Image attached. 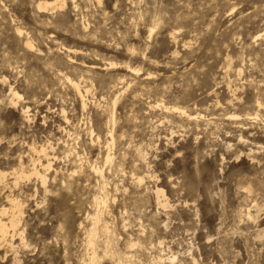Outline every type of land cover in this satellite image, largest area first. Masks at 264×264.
Listing matches in <instances>:
<instances>
[{
    "label": "rangeland",
    "instance_id": "374dc122",
    "mask_svg": "<svg viewBox=\"0 0 264 264\" xmlns=\"http://www.w3.org/2000/svg\"><path fill=\"white\" fill-rule=\"evenodd\" d=\"M0 172V264H264V0H0Z\"/></svg>",
    "mask_w": 264,
    "mask_h": 264
},
{
    "label": "bare ground",
    "instance_id": "6f19581e",
    "mask_svg": "<svg viewBox=\"0 0 264 264\" xmlns=\"http://www.w3.org/2000/svg\"><path fill=\"white\" fill-rule=\"evenodd\" d=\"M52 1H54V2H57V1H59V0H52ZM49 5V3H47V2H43V4H39L38 5V8L39 9H43V10H47V6ZM151 32V31H150ZM70 52V51H69ZM112 65V64H111ZM67 81H68V83L71 85V88H72V90L74 91V93L75 94H77L79 97H82L81 95H82V92H85V91H83L84 90V87H83V90L81 89V87L79 86V84H77V83H75V82H73L72 80H70V79H67ZM86 93V92H85ZM84 95V94H83ZM10 96H12V97H17V94H15V93H12V92H10ZM19 97V96H18ZM82 101V100H81ZM80 105H81V103H80ZM82 106H83V104H82ZM176 109V111L180 114V115H186L188 118H190L191 116L190 115H187L184 111H182V110H180L179 108H175ZM22 113H23V115H24V117H27V110H24V111H22ZM234 118L235 116L234 115H229V118ZM112 121V120H111ZM110 122V121H109ZM113 123V122H112ZM91 131V130H90ZM108 134V133H107ZM109 135V134H108ZM112 137V136H111ZM110 139V138H109ZM40 152L42 153V155H43V157L45 158V160L47 161L46 162V165L45 166H42V164L39 162V161H37L36 163L34 162V160H32L31 159V162H32V172L30 173V175H34V176H36V177H38L39 179H40V181H41V184H44V182H45V176H42V175H40L39 173H38V171L36 170V166H42L44 169H48V168H50V163H49V158H48V154L45 152V149L44 148H41V150H40ZM106 158H105V160L106 161H108L110 158H109V156H108V154L105 156ZM105 161V162H106ZM109 162V161H108ZM36 164V165H35ZM93 171V170H92ZM95 171V172H94ZM93 172L95 173V175L96 176H98V177H100L101 179H103V176L101 175V173L99 172V170L98 169H96V170H94ZM30 175H28V176H25V175H23V173L21 172L20 174H18V176L17 177H15V180H14V184H15V182H16V180L17 179H19V178H23V176L25 177V178H28ZM5 177H6V174H4V173H2V172H0V184H2L3 182H4V180H5ZM17 183V182H16ZM155 194H156V197H157V199H159V198H164V195H163V192L161 191V190H158V189H156V191H155ZM6 199L8 200V202L10 203V205H11V209H12V211H11V213H10V219H9V221H8V223H4V222H2L1 220H0V241L1 240H3L4 239V237H5V235L7 234V230H8V228H10V229H12V233L14 234V232H16V230H15V227L17 226V217H16V213H15V211L14 210H17L18 211V213H19V205L20 204H18L19 202H17L15 199H13L12 197H6ZM160 201V200H159ZM104 199L101 197H99V199L97 198V199H95V203H96V205H100L99 207H101V205L104 207ZM161 202H162V200H161ZM159 204V203H158ZM162 204V203H161ZM160 204V205H161ZM162 206H165V201H164V203L162 204ZM103 207H101V208H103ZM100 208V209H101ZM8 212V210H6L5 208H1V210H0V213H2V214H6ZM98 212H99V210H98ZM100 212H103V211H101L100 210ZM98 213H96V216L94 215V220H92V222L94 221V223H92L93 225V227H91V229L89 230V233H88V241H87V243L90 245H93L92 244V238L95 236V234H96V229L98 228V227H96V225H98L99 223L98 222H100V213H99V215H97ZM103 214V213H102ZM8 215V214H7ZM103 219V218H102ZM103 222H104V220H102ZM101 221V222H102ZM103 222H102V225H103ZM102 225H100L99 227L100 228H102ZM104 228V227H103ZM105 229V228H104ZM107 229V228H106ZM108 230V229H107ZM107 232V231H106ZM109 233V232H108ZM7 236V235H6ZM5 241V240H4ZM107 253V252H106ZM173 257V256H172ZM171 257V259L172 260H174V258H172ZM170 259V260H171ZM91 260L92 261H94L95 260V257L93 256L92 258H91ZM170 260H168V261H170ZM171 260V261H172ZM157 261L158 262H162V260L161 259H157ZM170 264H172V263H170Z\"/></svg>",
    "mask_w": 264,
    "mask_h": 264
}]
</instances>
